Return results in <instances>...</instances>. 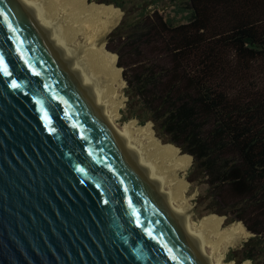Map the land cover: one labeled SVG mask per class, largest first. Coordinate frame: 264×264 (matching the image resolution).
I'll use <instances>...</instances> for the list:
<instances>
[{"label": "water", "instance_id": "1", "mask_svg": "<svg viewBox=\"0 0 264 264\" xmlns=\"http://www.w3.org/2000/svg\"><path fill=\"white\" fill-rule=\"evenodd\" d=\"M0 57V264H208L23 0Z\"/></svg>", "mask_w": 264, "mask_h": 264}, {"label": "trees", "instance_id": "2", "mask_svg": "<svg viewBox=\"0 0 264 264\" xmlns=\"http://www.w3.org/2000/svg\"><path fill=\"white\" fill-rule=\"evenodd\" d=\"M187 7L186 22L124 12L109 31L127 84L126 116L150 121L164 145L192 160L219 226L241 221L251 232L227 258L264 264V0Z\"/></svg>", "mask_w": 264, "mask_h": 264}, {"label": "bare ground", "instance_id": "3", "mask_svg": "<svg viewBox=\"0 0 264 264\" xmlns=\"http://www.w3.org/2000/svg\"><path fill=\"white\" fill-rule=\"evenodd\" d=\"M23 2L53 46L71 66L88 98L146 171L206 262L232 264L225 261L224 252L250 235L243 223L233 221L218 226V220L212 215L194 223L192 200L195 192L186 194L184 181L188 159L176 155L173 149L164 146L152 135L150 121L141 125L133 118L122 123L118 121L126 84L121 68L116 65V56L104 48L106 35L119 19L117 11L82 7L80 0ZM242 264H248V261Z\"/></svg>", "mask_w": 264, "mask_h": 264}, {"label": "rangeland", "instance_id": "4", "mask_svg": "<svg viewBox=\"0 0 264 264\" xmlns=\"http://www.w3.org/2000/svg\"><path fill=\"white\" fill-rule=\"evenodd\" d=\"M108 1H110V0H108ZM111 1H115L120 6H122L123 9L115 6V4H113V3L108 4V6H103L102 0H89L88 2L92 8L93 7H101V8H107V9L117 11V13L120 17L118 22H120V20L122 19L124 12L127 13L130 17H134V16L139 15L141 12H144V11L145 12H152V11L156 10V11H158V13L162 14L164 16V18H166V19H168L174 23L186 22L188 20L189 15H190V8L187 7V1L188 0H111ZM81 6H82V3H81ZM107 35H106L107 39L105 38L106 47H107V42H108V36ZM110 43H111V45H113V43H115V42H110ZM108 49L110 50V52L112 51L110 48L107 47V50ZM121 70H122V67H121ZM125 84H126V81H125ZM126 86H127V84H126ZM126 86L124 88V103H123V107L119 110L118 121H119V123H122L124 121H127L128 119L133 118V119H135L137 124L141 125L136 118L126 116V113H127V106H126L127 97L125 94ZM146 123H148V121ZM146 123H144V124H146ZM151 133H152V135H154L152 131H151ZM158 140L160 141L161 139L159 138ZM162 144L164 145V143H162ZM164 146H166V145H164ZM194 170L195 169L192 165V160H191V163L188 162L184 181H185V186H186V190H185L186 194L189 195L190 193L195 192V196L192 200V203H193L192 221L194 223H197L200 218H203L207 215L214 216L213 215L214 212L211 211L212 204L208 200V196L206 194L207 184L199 177V174L197 172H195ZM214 214L216 216V213H214ZM215 219H217V218L215 217ZM221 224H222V221H221ZM218 226H219V221H218ZM220 226H224V224H222ZM250 235L243 237L242 239L238 240L234 245L230 246L226 252H224L225 261L232 262V264H239L234 260H229L227 258V255L230 252V250L240 248L243 241H245ZM245 261H248V264H252V262L250 260H244L243 262H245ZM243 262H241L240 264H242Z\"/></svg>", "mask_w": 264, "mask_h": 264}, {"label": "snow or ice", "instance_id": "5", "mask_svg": "<svg viewBox=\"0 0 264 264\" xmlns=\"http://www.w3.org/2000/svg\"><path fill=\"white\" fill-rule=\"evenodd\" d=\"M0 72H3L4 75H10L7 66L5 65L3 58L0 57ZM11 87L16 88L18 85L13 81ZM106 202V201H105Z\"/></svg>", "mask_w": 264, "mask_h": 264}]
</instances>
